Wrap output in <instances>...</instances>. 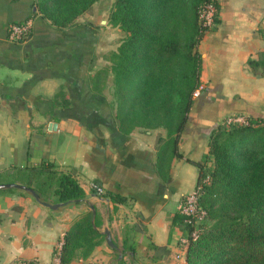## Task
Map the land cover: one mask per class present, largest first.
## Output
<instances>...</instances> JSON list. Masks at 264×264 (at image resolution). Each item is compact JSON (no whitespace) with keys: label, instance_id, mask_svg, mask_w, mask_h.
Masks as SVG:
<instances>
[{"label":"crops","instance_id":"crops-1","mask_svg":"<svg viewBox=\"0 0 264 264\" xmlns=\"http://www.w3.org/2000/svg\"><path fill=\"white\" fill-rule=\"evenodd\" d=\"M218 3L219 21L197 44L201 83L175 152L162 126L119 127L101 12L59 26L34 0H0V170L49 162L72 171L86 192L78 202L52 209L30 193L1 191L0 264H58L56 244L88 209L117 247L104 235L88 256L69 264H187L179 206L196 186L194 161L208 153L212 129L226 118H264V75L248 63L264 48L258 31L264 28V0ZM31 16L29 36L9 40L8 24Z\"/></svg>","mask_w":264,"mask_h":264},{"label":"trees","instance_id":"trees-1","mask_svg":"<svg viewBox=\"0 0 264 264\" xmlns=\"http://www.w3.org/2000/svg\"><path fill=\"white\" fill-rule=\"evenodd\" d=\"M96 1L37 0L36 8L52 23L65 26ZM206 3L214 5L217 23L218 0H114L108 16L126 33L111 58L119 127L162 126L172 137L175 152L193 93L201 83L197 44L208 28L200 17ZM258 31L264 39V28ZM248 63L264 75V48ZM246 119L218 123L211 131L208 153L194 161L199 167L197 183L207 174L210 178L198 196L206 218L201 234L185 249L187 264H264V118L249 114ZM10 181L34 188L49 202H78L86 196L72 171L57 170L49 162L0 170V182ZM1 191L29 193L15 187ZM104 235L93 211L82 212L61 238L58 264L88 256Z\"/></svg>","mask_w":264,"mask_h":264},{"label":"built area","instance_id":"built-area-1","mask_svg":"<svg viewBox=\"0 0 264 264\" xmlns=\"http://www.w3.org/2000/svg\"><path fill=\"white\" fill-rule=\"evenodd\" d=\"M36 2L37 0H34L35 4ZM215 11L216 9L212 3H206L203 5L200 14L202 25L207 26L211 20L213 21V14ZM32 26H33L32 16L24 19L23 21L9 23L7 28L8 39L14 42H19L27 38L31 32ZM246 118L247 116H242L241 118L239 116H230L225 120L227 122H236V121L246 122L247 121ZM209 178L210 175L207 174L202 180V182L196 183V186L192 191L184 194L180 202L179 211L184 215L183 222L186 228V234L180 238L179 244L180 247L183 248L184 250L186 249L190 240L197 238L202 232L201 224L203 220L206 218V209L202 205H200L198 196L202 192L203 183L207 182ZM93 187L96 188L98 193L103 192L101 186L94 184ZM186 226L190 227V230H188ZM60 247H61V240L55 246L56 252L54 253V256L57 261H58L57 254L59 252Z\"/></svg>","mask_w":264,"mask_h":264},{"label":"rangeland","instance_id":"rangeland-1","mask_svg":"<svg viewBox=\"0 0 264 264\" xmlns=\"http://www.w3.org/2000/svg\"><path fill=\"white\" fill-rule=\"evenodd\" d=\"M113 2H114V0H99V1H97V3L95 5H92L88 11L84 12V13H87V15L90 13H94V12H96V13L101 12L100 18H103L104 22L102 24H99V27H101V26L105 27L106 26V32H105L106 34L105 35L108 36L107 39H106V36H104L105 40H107L108 43H106L107 42L106 41L104 44V54L103 55H104V59L109 61V63H107L109 67H107V68L110 69V73L112 74V76H113V73L111 71L112 54L117 49V46L120 44V42L122 41V39L124 38V36L126 34L125 31L122 30L120 27H118L117 25H113L112 23H110L107 20V18L109 16L110 9L112 8ZM96 9H98V11ZM101 9H103V12L101 11ZM215 24L216 23H214L211 20L210 23H208L209 26L207 25V27H208L207 29L212 28ZM207 29H204L203 33ZM112 76H111V78H112ZM112 89H113V86H112ZM194 94L195 93H193V95ZM233 116H239L241 118L244 115L243 114H236ZM206 224H208V223H206Z\"/></svg>","mask_w":264,"mask_h":264},{"label":"water","instance_id":"water-1","mask_svg":"<svg viewBox=\"0 0 264 264\" xmlns=\"http://www.w3.org/2000/svg\"><path fill=\"white\" fill-rule=\"evenodd\" d=\"M12 187L19 188V189H22V190H25V191L29 192L34 197V199L37 202H39V203H41V204H43L45 206H48V207H50L52 209H58L59 207L63 206L66 203V202H61V201L49 202V201L43 199L40 196V194L34 188H32V187H30L28 185H25L23 183H20V182H14V181L0 182V189L12 188ZM104 233H105V240H106L107 244L110 245L111 247L116 248L117 246L114 243L108 228H104ZM121 256H122V252H119L118 253V257H121Z\"/></svg>","mask_w":264,"mask_h":264}]
</instances>
